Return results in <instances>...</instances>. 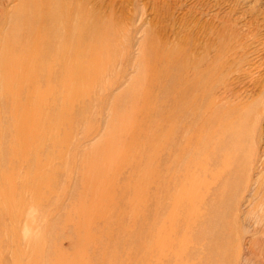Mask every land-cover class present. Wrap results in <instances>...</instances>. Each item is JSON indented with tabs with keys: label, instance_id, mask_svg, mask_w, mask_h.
<instances>
[{
	"label": "rangeland",
	"instance_id": "374dc122",
	"mask_svg": "<svg viewBox=\"0 0 264 264\" xmlns=\"http://www.w3.org/2000/svg\"><path fill=\"white\" fill-rule=\"evenodd\" d=\"M20 1L0 0L1 44ZM74 1H83L86 10L113 19L120 35L109 59L116 56V62L112 61L119 81L109 89L104 103L92 106L93 122L82 120L71 127L62 124L70 130L67 145L51 149L50 141L44 140L38 143V155L33 148L12 154L10 144L19 133L0 124V130H6L0 139V175L9 176L10 181L1 188L6 194L0 197V264H99L96 254L108 242L102 236L109 229L103 226L106 221L115 224L117 219L108 198L115 194L118 198L117 192L100 183L99 176L102 166L115 162L114 157L125 147L119 122L121 126L130 122L123 123V114L131 107L125 109L118 103L115 111L112 99L117 92L143 87L144 69L153 64L145 54L146 42L149 51L158 45L172 46L207 71L199 82L205 105L202 111H219L227 140L220 141L208 157L195 149L186 153L191 168L185 169L190 181L184 193L190 191L193 200L172 208L162 249L155 239L148 240L143 255L135 246L126 247L124 263L264 264V0ZM139 66L142 73L138 75ZM190 75H195L193 70ZM1 112L5 122L9 113ZM62 130L60 135H64ZM176 133L171 136L178 140ZM178 158L177 154L173 161ZM36 163L44 167L43 175L34 173ZM129 167L126 165L123 175ZM22 181L27 182L26 187ZM172 188L175 193L180 184ZM95 191L97 200L92 199ZM149 204L148 199L140 207ZM170 210L171 206L164 214ZM187 213L198 216L188 220ZM150 226L153 236L156 221ZM111 231H116L115 225ZM133 255L141 256L140 260L129 261Z\"/></svg>",
	"mask_w": 264,
	"mask_h": 264
},
{
	"label": "bare ground",
	"instance_id": "6f19581e",
	"mask_svg": "<svg viewBox=\"0 0 264 264\" xmlns=\"http://www.w3.org/2000/svg\"><path fill=\"white\" fill-rule=\"evenodd\" d=\"M86 5L74 0H21L11 15L12 24L4 37L6 41L0 43V124L7 125L8 130L11 126L16 134L19 133L10 144L12 154L33 148L38 155L37 149L41 147L38 143L44 140L50 141L51 149L67 145L70 130L65 126L71 127L82 120L86 124L93 122L92 106L104 103L109 89L119 81L112 61L114 58L116 62V56L110 59L109 56L114 55L113 44L117 43L114 41H118L120 33L116 32L111 17L86 10ZM145 47V54L148 53L154 65L150 63L149 68L144 69L143 87L131 86L129 91L115 92L112 99L115 111L118 103L125 109L131 107L123 114V123L130 122L123 126L119 122L118 127L124 131L122 143L125 147L118 151L115 162L102 166L99 176L101 184L118 193V198L115 193L108 198L109 205L115 206L112 214L117 219L115 224L106 221L103 226L109 229L102 236L108 242L99 249L100 255L96 254L99 264H125L126 247L135 246V251L141 249L143 255L149 239H155L162 249L168 237L167 221H171L172 208L185 206L193 200L190 191L184 193L190 181L185 169L191 168L186 153L195 149L194 152H204L208 157L211 151L216 152L220 141L227 140L219 111H202L205 105L199 82L207 71L197 67L187 55L180 56L172 46L158 45L149 51L146 42ZM137 70L139 75L140 66ZM191 70L195 75H190ZM1 111L9 113L5 122ZM63 123L66 125L61 127ZM61 128L65 129L62 130L64 135H60ZM173 131L177 132L178 140L171 136ZM3 132L0 130V139L4 137ZM177 154L178 160L173 161ZM126 165L130 170L123 175ZM43 168L36 163L34 173L43 175ZM6 183L10 184L9 176L0 175L1 198L6 194L1 190ZM177 184L180 188L174 193L171 189ZM22 186L26 187L27 182L22 181ZM261 191L264 206V186ZM95 194L96 191L93 200H97ZM148 199L151 207L141 208ZM170 206L167 216L164 213ZM197 214L187 213L188 220ZM154 221L156 228L152 236L150 225L153 226ZM114 225L116 231H111ZM141 245L144 248H140ZM252 252L256 253V249ZM135 255L129 261L140 260L141 256Z\"/></svg>",
	"mask_w": 264,
	"mask_h": 264
}]
</instances>
